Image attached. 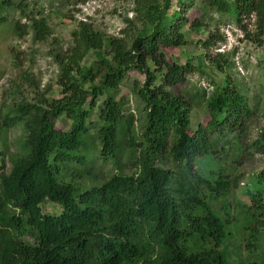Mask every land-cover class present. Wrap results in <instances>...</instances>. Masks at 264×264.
I'll return each instance as SVG.
<instances>
[{
    "label": "trees",
    "instance_id": "1",
    "mask_svg": "<svg viewBox=\"0 0 264 264\" xmlns=\"http://www.w3.org/2000/svg\"><path fill=\"white\" fill-rule=\"evenodd\" d=\"M11 1L0 0V8ZM190 2L235 21L253 15L256 39L264 33V0H176L170 14V0H135L140 27L128 42L79 21L68 53L55 58L61 96L21 100L3 113L0 129L21 124L24 154L7 173L0 164V264H227L222 244L232 233L251 256L245 264H264L263 190H247L244 204L233 194L232 177L211 179L194 169L195 157L207 148V131L222 133L240 124L249 108L225 80L205 100L206 125L192 130L189 102L175 90L192 65L164 56L185 44L181 28ZM15 6L22 11L21 3ZM27 21L34 39H45L44 20ZM90 49L95 60L83 67L80 61ZM130 71L143 77L134 78L130 88L142 110L138 132L137 119L116 98ZM94 108L97 120L90 124ZM61 117L69 121L67 129L57 124ZM251 146L264 153V133ZM89 153L112 162L118 173L81 188L72 180L79 170L87 172ZM167 157L171 168L162 165ZM126 163L133 172H121ZM259 177L264 180L263 171ZM44 201L60 211L44 214Z\"/></svg>",
    "mask_w": 264,
    "mask_h": 264
},
{
    "label": "rangeland",
    "instance_id": "2",
    "mask_svg": "<svg viewBox=\"0 0 264 264\" xmlns=\"http://www.w3.org/2000/svg\"><path fill=\"white\" fill-rule=\"evenodd\" d=\"M175 1L170 0L168 14L175 8ZM11 2L12 6L0 8V122L3 113L21 100L36 102L44 98L49 102L61 96V87L57 83L59 68L55 58H63L68 53L71 33L79 21L90 25L103 36L120 37L126 42L140 27V19L134 12L135 0ZM18 3L23 6L22 11L16 8ZM190 4L191 7L183 13L187 20L181 28L185 44L165 50L164 56L169 62H189L192 65L185 80L177 84L175 89L189 102L188 118L192 130L198 125H206L208 115L205 100L225 80L235 85L249 108L248 116L240 124L225 128L222 133L207 131V148L195 157L194 169L211 179L216 175L232 177L234 196L247 204V190H263L264 193V180L257 178L264 172V153L256 152L251 146L252 141L264 133V33L260 39H256L258 29L253 15L235 21L228 14L200 9L195 2ZM28 16L44 20L48 27L45 39H34L32 29L28 26ZM192 21L197 25H192ZM207 38L209 44L205 47L203 42ZM104 49L107 50L106 47ZM93 60L95 51L90 49L81 59L80 65L88 67ZM134 78L143 79L135 71L127 72L118 85L116 98H122L123 112L137 119L134 129L138 132L142 110L130 91ZM102 99L97 98L96 105ZM95 120L96 108L87 122L91 121V124ZM57 124L67 129L69 121L61 117ZM23 135L21 124L0 129V164L3 172L9 171L16 156L24 154L20 147ZM89 154L92 159L87 172L83 174L79 170V176L72 180L81 188L99 185L110 175L118 173L112 162L103 161L94 153ZM130 165L126 163L122 166L121 172H133ZM162 165L173 167L168 157ZM69 173L70 170L64 171V180L69 179ZM40 207L44 214H56L61 209L58 204L49 201H44ZM235 208L232 204L229 213ZM260 218L264 220V213ZM222 247L226 252L227 264H245L251 259L244 242L233 233Z\"/></svg>",
    "mask_w": 264,
    "mask_h": 264
}]
</instances>
